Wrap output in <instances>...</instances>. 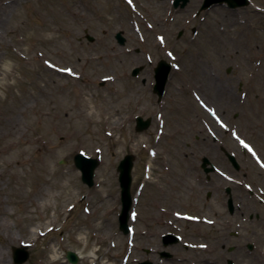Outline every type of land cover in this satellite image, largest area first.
Listing matches in <instances>:
<instances>
[{
    "label": "rangeland",
    "instance_id": "rangeland-1",
    "mask_svg": "<svg viewBox=\"0 0 264 264\" xmlns=\"http://www.w3.org/2000/svg\"><path fill=\"white\" fill-rule=\"evenodd\" d=\"M202 2L175 9L173 0H0V264H16L14 246L29 251L23 264H71L68 250L78 264H133L149 189L134 204L132 233H123L118 164L135 155V194L146 165L201 158L206 151L195 144L207 133L202 118L242 164L236 182H227L239 209L222 225L238 232L237 248L223 255L235 264H264V0L198 13ZM162 59L183 68L172 69L167 98L182 94L187 115L202 123L184 119V132L159 139L151 127L136 132L135 116L151 115L150 62ZM138 65L145 73L137 79L131 71ZM193 90L228 129L198 105ZM79 152L101 161L93 187L75 166ZM251 213L259 217L250 221ZM206 226L207 235L215 231Z\"/></svg>",
    "mask_w": 264,
    "mask_h": 264
},
{
    "label": "flooded vegetation",
    "instance_id": "flooded-vegetation-1",
    "mask_svg": "<svg viewBox=\"0 0 264 264\" xmlns=\"http://www.w3.org/2000/svg\"><path fill=\"white\" fill-rule=\"evenodd\" d=\"M153 68L150 71L152 81ZM148 92L155 98L154 101L150 99L149 115L151 129L155 132H184L186 119L191 124H201L203 121V129L208 134L203 136L201 145L195 144L206 151L201 158L157 159L155 170H150L153 182L149 184L145 176L141 180L138 203L141 204L143 194L148 189L149 194L143 201L144 218L140 221L141 225L136 227L133 264H228L231 256L226 254L224 257L223 252H228V248L235 245L232 239L237 236L232 234L231 228H223L222 225H231L230 218L234 216L228 210L226 191L230 187L234 196V189L227 182L235 181L238 169L226 156V146L212 135L216 131L214 125L203 118L201 121L199 115H187V107L180 100L182 94L167 98V90L164 98L160 99L154 92L153 83L149 85ZM193 97L197 103L199 99H204L195 90ZM143 108L141 100L137 101L136 109L143 111ZM195 138L199 140L201 137ZM188 146L192 148L190 144ZM205 158L209 161L207 165L213 168L210 174L206 173L203 165ZM206 225L215 231L207 235L204 231Z\"/></svg>",
    "mask_w": 264,
    "mask_h": 264
},
{
    "label": "water",
    "instance_id": "water-1",
    "mask_svg": "<svg viewBox=\"0 0 264 264\" xmlns=\"http://www.w3.org/2000/svg\"><path fill=\"white\" fill-rule=\"evenodd\" d=\"M190 0H175L174 5L175 7H185ZM227 2L230 7L236 8L239 6H245L249 4L248 0H205L201 10L209 8L211 5L215 3H223ZM86 38L90 41L94 40V37L88 33L86 30ZM118 42L121 45L126 43V38L123 36L122 32H118L116 35ZM170 65L167 64L165 61H161L160 65L156 69V79L157 84L156 87L159 90V94H163L165 85L168 80ZM141 68H135L133 70V75H137ZM149 126L148 122H143L141 126V130L147 128ZM237 167H239L238 163L236 162L233 156H230ZM76 166L82 171V179L85 183L89 186L94 185V175L95 169L99 165V161L95 158H89L82 153H78L74 157ZM134 165V155L128 154L124 157V159L120 162L118 171L120 172V183L122 187V202H123V209L120 215V229L124 233L129 232L128 227V220H129V211L132 207L133 200L131 195V184H132V169ZM230 209L234 211V205L232 199L230 200ZM253 217V216H252ZM248 248L253 250L254 245L252 243L248 244ZM30 256L28 250L23 247H13V260L16 264H23L25 263ZM67 257L69 258L70 262L77 264L79 262V256L73 251H67Z\"/></svg>",
    "mask_w": 264,
    "mask_h": 264
},
{
    "label": "bare ground",
    "instance_id": "bare-ground-1",
    "mask_svg": "<svg viewBox=\"0 0 264 264\" xmlns=\"http://www.w3.org/2000/svg\"><path fill=\"white\" fill-rule=\"evenodd\" d=\"M180 67H181V69H180V70H182V66H180ZM35 233H37V230H34V234H35Z\"/></svg>",
    "mask_w": 264,
    "mask_h": 264
},
{
    "label": "snow or ice",
    "instance_id": "snow-or-ice-1",
    "mask_svg": "<svg viewBox=\"0 0 264 264\" xmlns=\"http://www.w3.org/2000/svg\"><path fill=\"white\" fill-rule=\"evenodd\" d=\"M129 2H131V0H129ZM162 39V38H161ZM70 71V70H69ZM247 146V145H246Z\"/></svg>",
    "mask_w": 264,
    "mask_h": 264
}]
</instances>
